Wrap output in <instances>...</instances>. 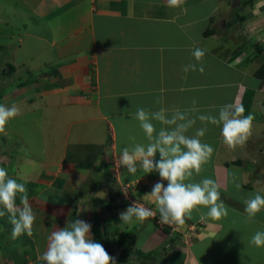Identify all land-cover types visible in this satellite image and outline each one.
I'll return each mask as SVG.
<instances>
[{
    "label": "crops",
    "instance_id": "obj_1",
    "mask_svg": "<svg viewBox=\"0 0 264 264\" xmlns=\"http://www.w3.org/2000/svg\"><path fill=\"white\" fill-rule=\"evenodd\" d=\"M19 1L29 15L45 23L55 22L56 28L65 31L49 43L60 49V55L55 72L44 78L52 87L45 94L47 103L40 104L53 108L55 115L62 111V137L56 144L59 154L52 159V152L46 159L36 160L41 170L30 166L24 174L20 160L26 157L17 150L19 161L8 171L25 187L35 186L28 197L34 224L46 223L44 236L81 219L91 224L96 240L91 216L98 213L104 235L109 233V224L113 234L128 235L131 250L145 253L147 259L138 264H264V247L250 243L257 231H264V210L252 221L244 211L251 195H264V165L258 163L264 157V141L260 145L255 135V123L263 122L258 120L255 103L261 101V95L264 98V78L255 72L264 62V0H257V8H250V0H246L237 13L228 7L238 1L242 5V0H183L179 7H169L167 0ZM196 48L205 53L200 62L192 55ZM194 63L196 71H183ZM201 64L203 73L198 70ZM233 102L243 104L245 116L254 115L243 146L229 150L222 142L220 127L198 119L187 133L194 135L197 128L206 126L208 131L201 140L214 152L200 174L194 173L186 182L213 179L227 216L213 221L206 217L207 208L199 206L183 225L161 222L154 200L145 196L160 181L159 174L144 173L139 162L137 172L131 174L119 162L124 147L131 150L137 143H148L133 118L135 112L165 108L171 116L173 110L196 108L197 112L189 111L190 116H218L222 105ZM152 123L157 133L166 127L155 120ZM48 140L45 148L50 153L54 145ZM71 150L75 153L68 158ZM159 158L157 153L155 159ZM161 182L167 185V181ZM103 188H107V199L98 196ZM45 192L59 195V199L46 197ZM133 202L154 215L143 223H121L120 213ZM16 203L20 204L18 197ZM111 218V224L106 223ZM0 223L3 230V219ZM26 237L29 242L0 256L1 264H44L39 259L44 250L37 248L32 236ZM105 238L102 245L115 258L122 248L115 244L113 252ZM30 247L33 249L27 252Z\"/></svg>",
    "mask_w": 264,
    "mask_h": 264
},
{
    "label": "clouds",
    "instance_id": "obj_2",
    "mask_svg": "<svg viewBox=\"0 0 264 264\" xmlns=\"http://www.w3.org/2000/svg\"><path fill=\"white\" fill-rule=\"evenodd\" d=\"M182 3L183 0H167L169 7H179ZM192 55L200 62L205 53L196 48ZM189 70L196 71L197 64L183 67L185 73ZM198 70L204 72L202 64ZM192 103L195 105L196 101L193 100ZM189 111L198 110L192 108L181 112L177 109L169 116L165 108L155 112L144 108L137 109L133 118L139 122L148 143H137L131 150L124 147L119 160L120 165L126 167L131 174L137 172V162L144 173L159 174L160 181L145 196L154 200L161 222L177 226L190 219L193 210H198L199 206L207 208L206 217L213 221L227 216V209L220 200L218 185L213 179L204 178L198 183L186 182L194 173L200 174L202 166L211 159L214 152L211 145L201 140L208 131L206 126L197 128L191 136L187 135L189 129L196 124L197 119L201 123L216 125L220 127L223 144L229 150H235L237 146H243L247 142L254 120L253 114L244 115L245 108L238 102L222 105L218 116H190ZM19 114L20 109L16 104L11 107L0 104V133H4L8 122ZM153 120L166 127H161L157 133ZM157 153L159 160L155 159ZM161 181H167V185ZM235 186L240 188L239 184ZM18 196L19 205L16 203ZM261 210H264V195L257 192L245 201L244 211L247 219L252 221ZM6 214L13 226L12 239L24 234L29 237L33 235L36 217L29 202L28 190L24 183L10 177L8 171L0 167V217ZM153 215L151 209L133 202L120 213V220L124 224L143 223ZM91 227L88 222L75 219L63 228L53 231L48 237L46 250L39 259L44 264H116V259L109 255L101 243L93 239ZM250 243L256 247H264V231H257L251 237Z\"/></svg>",
    "mask_w": 264,
    "mask_h": 264
},
{
    "label": "rangeland",
    "instance_id": "obj_3",
    "mask_svg": "<svg viewBox=\"0 0 264 264\" xmlns=\"http://www.w3.org/2000/svg\"><path fill=\"white\" fill-rule=\"evenodd\" d=\"M258 3L262 2L258 0ZM245 4L246 0H242V5H236V7L232 8L233 3H231L228 8H231V12L237 13L244 9ZM247 5H249L250 8L254 5L255 8L258 7L257 0H255V2L254 0H250ZM57 18L58 16L54 21H57ZM25 23L28 24L27 27L23 26ZM55 25V22L52 24L51 22L45 23L43 20H37L36 17L29 15L27 11L23 9V5L19 0H0V104H4L5 106L16 104L20 109V114L11 119L6 125L9 130L6 129L8 130L7 132L0 133V167H4L7 171L16 165L18 159H16L15 153L17 150H19L22 156L26 157L25 161L23 158L20 160V162H23L21 163L22 166L20 169L24 174L28 173L30 166H32L31 168L34 170L35 167H37V171L41 170V166L39 163H36V160L46 159V155L49 156L52 152V159H54L56 154H59L58 145L56 144L60 142L62 137L63 127H60L61 121L59 118L62 111L55 115L53 108L40 106V104L47 103L45 100L48 96L45 94H48V88L52 87L48 81H44V78L46 75H50L51 72H55L57 56L60 55V49L54 46L50 47L49 43L55 36L65 34L64 30H59ZM257 43L255 39V45ZM57 81L58 80H56V82ZM260 94L261 93H258L259 96ZM260 99L261 101L264 100L262 95ZM261 101L255 103V109L259 112L258 120H262L263 122L255 123V135L261 143L260 145H263L264 102L261 105ZM63 108H66V105ZM260 111L263 112V115H261L262 113H260ZM68 116L74 118L72 115ZM55 123L57 127H54ZM48 139H51L54 145H52L54 148L50 150V153L45 148V145L49 142ZM6 152L9 155L11 154L10 156H13V161ZM71 152L75 153L74 150H71L68 154V158H72ZM85 152L86 149L82 151V153ZM12 153L14 155H12ZM262 158V161L258 163L264 165V157ZM33 160H35L36 165H32L31 162H34ZM86 161L89 162L88 159L85 158L84 162ZM17 181L20 182L19 180ZM263 184H261V186H264ZM26 188L28 192H33L35 190V186L31 184ZM43 195L53 200L56 198L59 199V195L50 196L46 192L43 193ZM0 219L4 221L3 230H1L3 225L0 223L1 256L4 253L7 254L23 246V244L29 242V239H27L26 234L21 235L17 239H12L11 233L13 226L10 223L9 216L5 215L0 217ZM91 221L94 225V233L97 235L95 236L96 242L102 244V239L107 236L104 242L107 246H110L113 252L115 244L122 248L126 246L125 252L116 253V264H138L137 262L139 260L147 259L144 252L140 250H136V252L131 250L129 245L131 243L128 235L121 236L120 232H118V234L120 233L119 235L113 234L111 231L112 227L109 226V224L106 225V229L109 233L108 235H104V233L101 232L102 222L98 213H96L93 218L91 216ZM111 221L112 218L106 223H110ZM45 224L46 223L42 222L35 223L33 225L32 235L34 244L37 245V248L44 251L46 250L48 237L50 236V234H48V237L44 236L45 228L43 226ZM50 229V227H47V231H50ZM122 235L125 234L123 233ZM118 242L121 244L119 245ZM31 249L33 248L30 247V249L28 248L25 250L30 252ZM112 254L110 256H112ZM151 255L154 257L157 256V254L154 253ZM154 261L155 259L153 258L151 262L155 263L156 261Z\"/></svg>",
    "mask_w": 264,
    "mask_h": 264
},
{
    "label": "trees",
    "instance_id": "obj_4",
    "mask_svg": "<svg viewBox=\"0 0 264 264\" xmlns=\"http://www.w3.org/2000/svg\"><path fill=\"white\" fill-rule=\"evenodd\" d=\"M239 19V18H238ZM241 19V17H240ZM255 74L258 76V77H261V78H264V62H262V64L259 66V68L256 70ZM123 236V235H121ZM133 240V239H132ZM131 240V241H132ZM118 244L120 245L121 243L118 242ZM124 244V243H123ZM122 244V245H123ZM125 245V244H124ZM123 245V246H124ZM130 245V244H129ZM125 248H122V252H125V249H126V246H124Z\"/></svg>",
    "mask_w": 264,
    "mask_h": 264
},
{
    "label": "water",
    "instance_id": "obj_5",
    "mask_svg": "<svg viewBox=\"0 0 264 264\" xmlns=\"http://www.w3.org/2000/svg\"><path fill=\"white\" fill-rule=\"evenodd\" d=\"M235 4L238 5V4H239V1H238L237 3H234L233 6H235ZM2 72H4V71H2ZM98 196L101 197V198H103V199H107V198H108V195H107V188H103V189H101V190L99 191V193H98ZM104 248H105V250L109 253V250H108L106 247H104Z\"/></svg>",
    "mask_w": 264,
    "mask_h": 264
}]
</instances>
